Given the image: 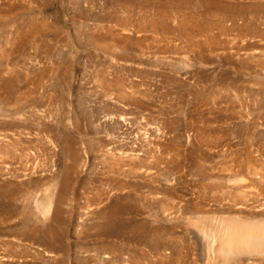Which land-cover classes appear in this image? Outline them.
<instances>
[{"label":"rangeland","instance_id":"rangeland-1","mask_svg":"<svg viewBox=\"0 0 264 264\" xmlns=\"http://www.w3.org/2000/svg\"><path fill=\"white\" fill-rule=\"evenodd\" d=\"M0 264H264V0H0Z\"/></svg>","mask_w":264,"mask_h":264},{"label":"bare ground","instance_id":"bare-ground-1","mask_svg":"<svg viewBox=\"0 0 264 264\" xmlns=\"http://www.w3.org/2000/svg\"><path fill=\"white\" fill-rule=\"evenodd\" d=\"M263 235V234H262Z\"/></svg>","mask_w":264,"mask_h":264}]
</instances>
